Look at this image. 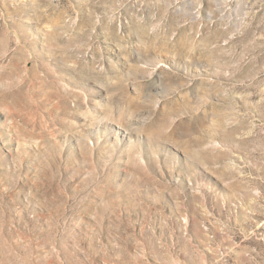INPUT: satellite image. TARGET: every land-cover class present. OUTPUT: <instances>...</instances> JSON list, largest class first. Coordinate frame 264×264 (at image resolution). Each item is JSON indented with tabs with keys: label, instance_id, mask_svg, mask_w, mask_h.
<instances>
[{
	"label": "rangeland",
	"instance_id": "1",
	"mask_svg": "<svg viewBox=\"0 0 264 264\" xmlns=\"http://www.w3.org/2000/svg\"><path fill=\"white\" fill-rule=\"evenodd\" d=\"M0 264H264V0H0Z\"/></svg>",
	"mask_w": 264,
	"mask_h": 264
}]
</instances>
